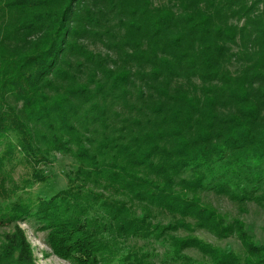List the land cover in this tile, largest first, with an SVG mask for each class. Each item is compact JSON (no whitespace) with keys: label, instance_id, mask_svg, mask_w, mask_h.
<instances>
[{"label":"trees","instance_id":"1","mask_svg":"<svg viewBox=\"0 0 264 264\" xmlns=\"http://www.w3.org/2000/svg\"><path fill=\"white\" fill-rule=\"evenodd\" d=\"M54 155L67 187L34 198ZM210 193L264 212V0H0V264H34L24 221L71 264L172 229L240 243L173 242L193 264H264Z\"/></svg>","mask_w":264,"mask_h":264},{"label":"rangeland","instance_id":"2","mask_svg":"<svg viewBox=\"0 0 264 264\" xmlns=\"http://www.w3.org/2000/svg\"><path fill=\"white\" fill-rule=\"evenodd\" d=\"M52 158L53 164L45 171L47 176L45 181L35 185L31 190L34 198L49 199L67 187V177L74 168L72 160L61 155H54ZM19 174L17 173L14 176L16 180ZM202 197L205 202L212 205L219 214L224 216V221L240 220L253 241L264 246V212L261 209L254 205H247L243 209L244 211H239L225 197L217 196L214 193ZM157 222L163 224V222L166 223V220L161 219ZM18 227L31 247L34 264H71L53 254L46 243L47 232L40 231L33 223L25 221L21 222ZM12 228V225L0 228V248L4 243L5 236L11 232ZM156 232L152 237H134L118 241L119 256L125 257L127 253L133 252L145 264H193L206 263L212 259V257L203 254L199 251V248L194 246H186L182 249L181 254L177 256L173 250V242L178 244L180 240L186 238H196L219 252L232 251L240 255L242 253L240 243L235 237L217 239L212 232L205 229H194L193 231L172 229L162 233ZM119 256H112L103 264H121Z\"/></svg>","mask_w":264,"mask_h":264}]
</instances>
